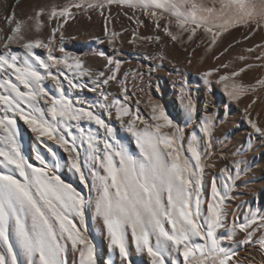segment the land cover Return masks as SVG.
Instances as JSON below:
<instances>
[{"label": "snow or ice", "instance_id": "6c2138e0", "mask_svg": "<svg viewBox=\"0 0 264 264\" xmlns=\"http://www.w3.org/2000/svg\"><path fill=\"white\" fill-rule=\"evenodd\" d=\"M19 3L14 0L13 8ZM113 5L138 26L144 24L140 13L174 44L191 43L200 32L197 47L202 46L205 55L232 29H249L244 40L264 31V0H64L38 6L24 19L14 10L0 14V264H105L108 254L118 257L119 264H133V252L147 257L146 264H245L238 250L247 246L264 257V212L250 209L231 222L227 216L244 161L233 160L231 167L221 169L210 183L209 196H204L206 170L214 167L210 158L216 117L207 110L201 114L182 87L183 127L150 96L145 100L150 110L146 119L140 100L133 106L144 73H121V60L103 52L96 55L104 66L95 71L81 56L55 43L77 15L91 20L97 14L104 17L109 43L115 47L120 34L107 27L105 15H111ZM46 25L47 39L28 38ZM161 39L134 33L129 42L160 44ZM233 47L229 44L213 59ZM39 49L46 54H37ZM244 51L248 54L199 75L209 87L221 85L230 101L251 96L242 110L244 118L264 140L260 113L253 116L264 94V43ZM236 61L242 66H234ZM253 69L261 71L252 82L239 79ZM45 81L52 82L55 94ZM113 86L116 96L111 95ZM69 91H88L95 97L72 98ZM113 117L130 136L112 126ZM18 121L36 135L50 161L36 150L40 166L29 162ZM125 139L134 141L137 153ZM54 147L67 154L66 160ZM220 158L226 156L221 153ZM62 167L87 191L53 171ZM90 221L101 225L106 251L89 235Z\"/></svg>", "mask_w": 264, "mask_h": 264}, {"label": "rangeland", "instance_id": "374dc122", "mask_svg": "<svg viewBox=\"0 0 264 264\" xmlns=\"http://www.w3.org/2000/svg\"><path fill=\"white\" fill-rule=\"evenodd\" d=\"M41 2L43 3H40V6H45L49 3L61 4V0H42ZM26 5H29L28 0ZM26 7L27 11L28 6ZM27 14L28 16L30 15L29 11ZM105 15L108 16L107 27L120 34L115 47L109 43L111 37L105 31L106 22L104 17H100L97 14H92L91 20H88L85 16L83 17V15H77L75 20H70V29L62 30V39L59 36L57 37V46L64 47L68 53L81 56L85 60L86 67H91L95 71L101 70L104 66L105 61L103 58L96 55L103 52L108 56L121 60V73L133 70H139L144 73V79L140 82L142 91L139 88L136 90L133 106H135V100H140V111L146 119L150 110L145 104V100L150 96L153 101L165 108L166 112L176 123L183 127L182 108L180 105V110H177L179 104L176 103L177 100L180 103L179 90L182 87L192 96L201 114H204L203 109L212 105V110L207 112L216 117L218 127L214 135V154L210 158V163L214 167H209L206 170L204 196L205 198L209 196L210 183L217 178V174L221 169L231 167L233 160H243L244 164L242 167L244 171L241 172V179L236 185V188H240L241 191H236L235 188L231 194L233 197L240 196V199L238 201L231 199L227 202L228 220L231 222L233 219H237L234 213L235 205L241 210L239 218L247 215L250 209L264 212V140L253 134L251 127L246 123L242 111L250 103L251 96L243 97L238 103L230 101L221 85L213 83L209 87L205 85L203 78L199 75L200 72L216 67L222 62L234 61L238 54L247 55L248 53L244 51L245 49L261 44L258 32L251 36L250 39L244 40V36L248 35L249 29L244 27L232 29L221 36L217 46L211 53L205 55L203 47H197L201 36L200 32L197 33L193 42H186L182 46L170 42L169 38L164 36L161 31L154 29L152 23L140 13H137V15L144 20V24L140 26L136 24L135 20L123 15L121 10L115 5L111 7V15L107 12ZM129 15H131V12H129ZM85 21L88 22V28L82 25ZM163 23L164 21H161V24ZM52 26L55 25L53 24ZM42 33L39 38L47 39L50 31ZM84 33L88 36L86 39L78 37V35H85ZM134 33L141 37L159 35L162 39L160 44L140 40L134 45L129 42L132 40ZM229 44H233L234 47L230 48L219 60H214L213 57L219 55ZM193 49L195 51H192ZM161 51L165 57L164 59H160ZM189 53H191V64L187 62ZM258 53L259 49L251 55H257ZM201 57H204L203 61ZM234 66L242 65H240L239 61H236ZM149 73L151 74L150 77ZM259 74L260 70L258 69L250 70L241 74L239 79L248 83L252 82L254 77ZM212 79L215 80L216 77L214 76ZM110 91L112 96H116L117 90L114 86ZM68 93L72 98H76L79 95L88 101H92L95 97V94L88 91L79 94L72 91ZM256 113H260L259 119L264 122V94H262V101H258L254 106V117ZM241 125L246 129L245 134L239 133L236 128V126ZM112 126L124 136H130L118 122H115L114 117ZM124 143L129 144L130 150L134 154L138 152L134 141L129 142V140L125 139ZM238 152L241 154L234 155V153ZM59 153H62L61 149H59ZM221 153L226 156V159L220 158ZM60 176L61 179L66 178V172L64 171ZM72 176L74 181H71V184L77 187L78 190L87 191V189L82 188L77 178L74 175ZM219 179L222 180L223 177ZM89 235L92 236L94 243L106 251L107 242L102 235V228L98 222L90 221ZM238 254L245 264H260L264 260V257L253 246L240 247ZM245 257L248 259L245 260ZM117 260L119 258L111 254L104 257L105 264H108L109 261L116 262ZM132 260L133 264H146L147 257L141 259L133 252Z\"/></svg>", "mask_w": 264, "mask_h": 264}, {"label": "bare ground", "instance_id": "6f19581e", "mask_svg": "<svg viewBox=\"0 0 264 264\" xmlns=\"http://www.w3.org/2000/svg\"><path fill=\"white\" fill-rule=\"evenodd\" d=\"M28 1H29V5H26L27 4V0H20V3L16 4L14 6V8H13L14 0H0V14H3L5 16H7L10 11L14 10L17 18L24 19L26 16H28V14H27L28 11H29V14L32 15L33 14V9L38 7V5L40 3L41 4L43 3V2H41L42 0H28ZM63 2H64V0H61V3H63ZM26 6H28L27 11L25 9ZM3 25H4V21L2 19H0V27H3ZM82 25L85 28H88V22L85 21V22L82 23ZM63 29L64 30H69L70 29V21L67 24L64 25ZM44 31L49 32L50 28L48 26H45V28L43 29V32ZM6 32H7V29H6ZM40 35H41V33L33 32V33H29L28 34V38L34 39V38H37V36H40ZM258 36L260 38V43H264V31L258 32ZM78 37H80L81 39H86L88 36L85 34V35H78ZM55 43H56V41H55ZM37 54H39L41 56H44L46 54V52H45L44 49H39V50H37ZM253 70H255V69H253ZM254 72H256V71H254ZM254 72H252V73H254ZM45 85H46V88H48L49 90L53 91V93L55 94V90L52 88V82L51 81H45ZM176 103L179 104V107H178L177 110H180L179 101L177 100ZM212 108H213V106L211 105V106H209V107H207L206 109H203V110H204V112H205V110L211 111ZM18 126H19V128L21 130V135H22V138H23L22 143H23L24 152H25V155L27 156V158L29 159V162L34 163L36 166H40L39 161L35 160V151L36 150L40 151V154L45 157V160L50 161V157L46 153V150L43 148L42 145H40L37 142L36 135L34 133H31V131L27 128L26 125L23 124L22 121H18ZM236 128L238 129L239 133H244L245 130H246L243 125L236 126ZM49 146H51V142H49ZM53 150L57 151L58 156L61 157L62 161L66 160V158H67V154L66 153H64L63 151H62V153H59V149L55 148V147L53 148ZM53 171H55L56 174H58V175H61L65 171L67 177L63 178V180L66 183H71V181H74V179H73L74 177L72 176V174L66 168L62 167L59 171H56L55 169H53ZM236 191H241V190H240V188L237 187ZM233 199L235 201H238L240 199V196H234ZM234 213H235V217H237V219H239V216L241 214V210L238 209V206H236V205L234 207ZM116 264H119V260L116 261Z\"/></svg>", "mask_w": 264, "mask_h": 264}]
</instances>
